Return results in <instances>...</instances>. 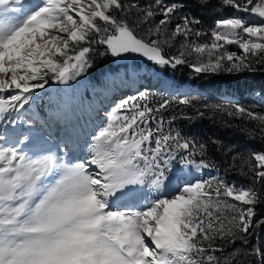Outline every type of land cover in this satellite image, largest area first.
I'll return each instance as SVG.
<instances>
[{"label":"snow or ice","instance_id":"snow-or-ice-1","mask_svg":"<svg viewBox=\"0 0 264 264\" xmlns=\"http://www.w3.org/2000/svg\"><path fill=\"white\" fill-rule=\"evenodd\" d=\"M222 4L257 22L240 15L217 19L211 43H198L190 37L206 35L193 28L199 20L183 16L173 26L176 3L157 0L154 9L133 0H0V94H6L0 95V119L25 108L48 78L67 84L90 68L94 43L105 46L101 55L139 54L160 66L185 64V56L194 55L189 66L197 74L264 63V0ZM181 37L179 55L167 57L165 46ZM196 99L172 95L153 103L146 92L122 99L76 162L65 159L70 138L36 157L0 143V264H238L264 227L258 212L264 190L256 187L264 186V151L238 162L241 174L251 176L248 186L224 179L174 185L183 180L172 173L177 156L197 172L213 167L205 159L208 145L173 129L176 117L163 115ZM214 107L256 122L264 139V114L241 105ZM145 187L155 195L139 207H113ZM251 255L264 264V247L253 246Z\"/></svg>","mask_w":264,"mask_h":264},{"label":"trees","instance_id":"trees-1","mask_svg":"<svg viewBox=\"0 0 264 264\" xmlns=\"http://www.w3.org/2000/svg\"><path fill=\"white\" fill-rule=\"evenodd\" d=\"M156 1L150 0L151 3ZM129 2L130 0H125L126 4ZM133 2L143 8L149 7V0H133ZM159 2L180 5L178 13L199 20L200 23L194 26L202 31L213 28L217 19L229 17L234 12L233 9L223 6L222 0H159ZM91 47L93 55L98 54L91 59L93 66L104 70L109 64H113L111 55H101L105 46L94 43ZM127 57L133 59L131 55ZM156 72L167 75L176 86L187 85L196 89V94H185L197 97L193 106L175 105L164 112L165 120L175 116L176 119L171 125L173 129L181 131L189 139L208 145L205 159L213 165L209 168L213 176L226 179L237 186H248L251 176L246 179L241 174L238 162L241 157H246L254 151H264V139L261 138L256 122L229 117L226 113L217 111L214 106L230 109L232 105H241L253 112L264 114V63H254L252 70L245 69L232 73L221 70L216 73L197 74L188 64L158 67ZM54 81L48 78V83ZM61 90L63 89L57 86L54 89L58 94ZM65 90L67 91V87ZM225 90L228 91L226 93L228 97L232 95L230 98L224 96ZM144 92L149 95L153 103L164 97L155 90H142L141 93ZM135 95L138 94L133 96ZM212 141H219L220 144H213ZM256 187L264 190V186L256 185ZM258 212L264 214V205L258 206ZM253 246L264 247V227L257 230L256 235L251 238L247 251L243 256L238 257V264H259V258L251 255ZM225 247L228 251L232 250L227 245ZM234 247L241 246L237 242Z\"/></svg>","mask_w":264,"mask_h":264},{"label":"rangeland","instance_id":"rangeland-1","mask_svg":"<svg viewBox=\"0 0 264 264\" xmlns=\"http://www.w3.org/2000/svg\"><path fill=\"white\" fill-rule=\"evenodd\" d=\"M149 6H152L155 9L157 6V1L154 3H151L149 0ZM233 15L243 16L246 20H249L251 23L257 22V20L255 18L249 16V14H247V13H235V12H233V14L231 16H233ZM180 17H183L182 13H177L173 19V26L176 22H179ZM134 18H135L134 16L129 17L130 20L134 19ZM159 18L160 17L157 16L156 20H158ZM226 18H228V17H226ZM193 28L195 30L202 32V33H205L206 35H201L198 38L193 35L190 37V40H194L198 43H211V41H212L211 32L215 28V25L213 26V28L208 29L206 31L196 29V27L194 25H193ZM137 33H138V35H142L143 29H138ZM182 41H183V38L181 37V38H178L177 41L174 42L171 47L165 46V48H164L165 55L167 57H173V56L179 55L180 44ZM225 47L228 51H234V52H238V53L241 51L237 45H226ZM166 53H169L170 55H168ZM93 54H94V52L89 53V61H90L91 67L86 69L81 75L75 77V79H73V80H70L67 84H61V83H58L57 81H55V82H57V87H60L62 89H65V87H68V91L62 97L64 101L58 100L56 103V108H59L60 110H62V109L64 110L67 107V102H68L71 90L75 91L76 89L84 87V93L81 90L82 96L84 97L83 99H86V101H88L97 92L110 91V93L111 92L114 93L115 91H118V89H120V86L122 87V85H124V84L127 85V83H130L132 81H133V83L139 82L140 78L141 79L142 78L149 79V83L156 81L158 85L153 86V89H151V90L158 91L164 97H169L172 95H185V94H191V93L196 94V89L190 88V87L182 88V89L178 88L179 90H176V88L173 86V81L168 79L167 75L162 74L161 72H159V73L156 72V69L158 67H162V68L163 67L165 68L166 66L173 67L171 64L160 66V65H157L151 61H148L146 58L140 56L139 54H126L123 57H113L112 62L114 65L109 64L108 67L103 70V69L98 68V66L92 65V62H91L92 57L95 55L98 56L97 53H95V55H93ZM127 55L133 56V59L132 58L130 59L129 57H127ZM185 59L188 61V63H185V64H188V65H189V63L195 62V56L194 55H192V56L186 55ZM105 66L106 65H104V67ZM153 66H155L157 68H155ZM51 84L52 83H47L44 88L34 90L33 94H37V95H41V96H43V95L47 96V92L50 93V89L53 86ZM164 85L168 86V87H164L165 91L159 90V87L162 88V86H164ZM125 87L126 86H124V88ZM128 87H131V86H128ZM144 87L147 88L146 86H142L140 88V90L137 92L138 95L142 92V89ZM131 88H135V87H131ZM120 92L121 91L114 93V94L116 95ZM227 92L228 91H226V90L224 91V93H225L224 96L226 98H230V96H232V95H230L228 97V95H226ZM115 95H114L113 99L115 98ZM60 96L61 95L59 94L58 97H60ZM129 96H131V94H129ZM123 97L124 98H122V99H125L128 96H123ZM55 98H57V95H56V97L51 98L50 100L47 98L46 102H45L46 105L49 106V104L52 103L53 99H55ZM122 99H116L114 101V103L111 104V105H113L111 108H109V109L106 108V113H105L106 117H104V123L106 122V118H107L108 114L110 113V111L112 110V108H114L116 106V104H118ZM92 126H94V124ZM87 133H88V131L86 132V134ZM208 171H210L209 168L208 169H202L199 172H197L195 169L186 168L185 163L182 162L180 160V158H176V160H174L172 162V173L175 175L181 176L183 178V180L182 181H173V184L175 185L176 183H179V182L188 181L190 178H191L190 180L192 182H194L195 180L208 181V180L222 179L216 175H214V176L211 174L209 175L210 172L208 173ZM224 180H226V179H224ZM227 182H229V181H227ZM231 184H233V183H231ZM154 195L155 194H153V192H151L148 188L145 187L142 192L137 193L135 196L124 197V200L128 201V199H131V200L135 199L137 202H139V201L145 202V197H147L148 199H151ZM135 206H137V203Z\"/></svg>","mask_w":264,"mask_h":264},{"label":"bare ground","instance_id":"bare-ground-1","mask_svg":"<svg viewBox=\"0 0 264 264\" xmlns=\"http://www.w3.org/2000/svg\"><path fill=\"white\" fill-rule=\"evenodd\" d=\"M142 80H144V79H142ZM146 81V80H145ZM147 82V81H146ZM137 83L138 82H134L133 83V81L132 82H130V83H127L128 84V86H131V87H135L136 85H137ZM124 86H126V85H122V87H124ZM121 87V86H120ZM162 88H164V86H162ZM119 91H121V88L120 89H118V91H115L114 93H117V92H119ZM113 93V94H114ZM110 95V93H108V96ZM115 95V94H114ZM105 98H104V102H105ZM97 105H101L102 106V108L104 109L106 106H105V104H97ZM94 124V126H92L89 130H88V133L86 134H84L83 136H82V140H83V144L86 146L88 143H89V140H90V138H91V136L94 134V132L96 131V129H98V126H99V124L97 123V122H94L93 123ZM95 127V128H94ZM80 139H81V137H80ZM191 179V178H190ZM188 180V181H191V180ZM184 182V181H183ZM179 183H181V182H179ZM127 199V198H126ZM134 203H135V199L134 200H131V199H128V201L127 200H123V199H117L115 202H114V204L113 205H116L117 207H121V208H129V207H131V206H133L134 205Z\"/></svg>","mask_w":264,"mask_h":264}]
</instances>
